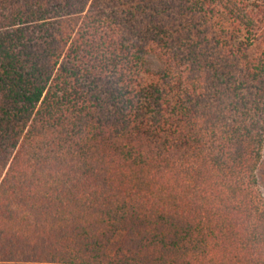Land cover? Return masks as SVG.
Masks as SVG:
<instances>
[{
  "label": "trees",
  "instance_id": "16d2710c",
  "mask_svg": "<svg viewBox=\"0 0 264 264\" xmlns=\"http://www.w3.org/2000/svg\"><path fill=\"white\" fill-rule=\"evenodd\" d=\"M263 146L264 0H0V264H264Z\"/></svg>",
  "mask_w": 264,
  "mask_h": 264
},
{
  "label": "rangeland",
  "instance_id": "374dc122",
  "mask_svg": "<svg viewBox=\"0 0 264 264\" xmlns=\"http://www.w3.org/2000/svg\"><path fill=\"white\" fill-rule=\"evenodd\" d=\"M149 58L151 60L152 66L156 67L158 65L157 59L154 56H150ZM262 156H263L262 161L258 167L257 175L259 178L262 193L264 195V146H263Z\"/></svg>",
  "mask_w": 264,
  "mask_h": 264
}]
</instances>
